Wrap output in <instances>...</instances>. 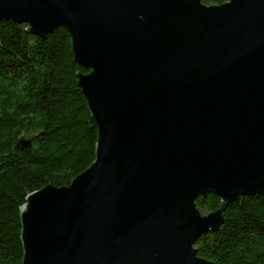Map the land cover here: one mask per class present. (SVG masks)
Returning <instances> with one entry per match:
<instances>
[{
  "label": "water",
  "instance_id": "water-1",
  "mask_svg": "<svg viewBox=\"0 0 264 264\" xmlns=\"http://www.w3.org/2000/svg\"><path fill=\"white\" fill-rule=\"evenodd\" d=\"M2 20L66 31L96 128L91 165L18 208L20 264H213L195 240L264 195V0H0Z\"/></svg>",
  "mask_w": 264,
  "mask_h": 264
},
{
  "label": "trees",
  "instance_id": "trees-1",
  "mask_svg": "<svg viewBox=\"0 0 264 264\" xmlns=\"http://www.w3.org/2000/svg\"><path fill=\"white\" fill-rule=\"evenodd\" d=\"M229 0H200L217 6ZM0 21V264H20L18 208L50 185L66 187L94 160L96 128L76 85L79 68L62 28L43 38ZM201 214L218 208L199 196ZM220 230L193 243L213 264H264V195L240 197L223 212Z\"/></svg>",
  "mask_w": 264,
  "mask_h": 264
}]
</instances>
